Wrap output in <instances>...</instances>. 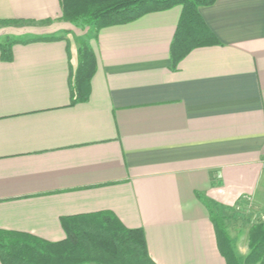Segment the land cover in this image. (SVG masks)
Returning <instances> with one entry per match:
<instances>
[{"label": "crops", "instance_id": "obj_1", "mask_svg": "<svg viewBox=\"0 0 264 264\" xmlns=\"http://www.w3.org/2000/svg\"><path fill=\"white\" fill-rule=\"evenodd\" d=\"M199 12L221 45L176 70L181 7L87 37L98 68L71 105L81 43L61 1L0 0L2 35L39 37L0 52V230L57 243L62 218L111 212L155 264H227L199 196L226 224L264 210V0Z\"/></svg>", "mask_w": 264, "mask_h": 264}, {"label": "trees", "instance_id": "obj_2", "mask_svg": "<svg viewBox=\"0 0 264 264\" xmlns=\"http://www.w3.org/2000/svg\"><path fill=\"white\" fill-rule=\"evenodd\" d=\"M63 19L83 27L103 28L126 25L135 20L174 7L182 13L171 44L172 69L193 50L221 45L210 30L199 9L216 0H60ZM4 21L2 23H12ZM54 37L40 41L54 40ZM12 44L0 45L5 61L12 58ZM80 64L71 74V105L87 102L91 82L97 72V59L90 45L83 42L78 50ZM210 211L220 251L227 264H240L232 247L226 218L212 204L201 198ZM61 225L66 238L57 243L24 233L0 230L2 264H155L151 259L144 231L128 229L111 212L86 216L64 217ZM249 254L246 264H264V223L258 222L249 231Z\"/></svg>", "mask_w": 264, "mask_h": 264}, {"label": "rangeland", "instance_id": "obj_3", "mask_svg": "<svg viewBox=\"0 0 264 264\" xmlns=\"http://www.w3.org/2000/svg\"><path fill=\"white\" fill-rule=\"evenodd\" d=\"M64 23L68 24V28L73 29L72 32L65 31L62 32V35H66L73 41V44L76 43H83L82 41L87 39V37H93L95 33V27L91 26L88 29L84 28L82 25H75L64 20ZM10 28V27H9ZM3 30V35L0 33V45H7L13 43V41H27L28 39L32 38H39L33 36H7L9 31H6V28ZM86 32V33H85ZM80 37H77L79 36ZM76 38V39H75ZM87 41V40H86ZM252 211V213H251ZM235 215H230L231 217L227 220L228 224V234L230 236L233 251L239 261L240 264H246V258L249 254V231L250 229L257 224L258 222L264 223V210L262 209H250L246 214H238L234 213Z\"/></svg>", "mask_w": 264, "mask_h": 264}]
</instances>
